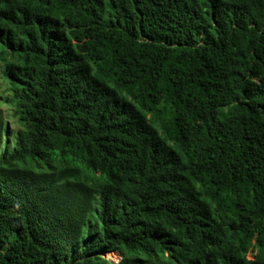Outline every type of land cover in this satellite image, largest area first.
I'll use <instances>...</instances> for the list:
<instances>
[{"label":"trees","instance_id":"obj_1","mask_svg":"<svg viewBox=\"0 0 264 264\" xmlns=\"http://www.w3.org/2000/svg\"><path fill=\"white\" fill-rule=\"evenodd\" d=\"M0 68V264H264V0H0Z\"/></svg>","mask_w":264,"mask_h":264},{"label":"rangeland","instance_id":"obj_2","mask_svg":"<svg viewBox=\"0 0 264 264\" xmlns=\"http://www.w3.org/2000/svg\"><path fill=\"white\" fill-rule=\"evenodd\" d=\"M1 73L2 70L0 68V120L3 127H6L10 133H14L19 129V126L16 121L11 117L10 108L3 102V99H5V97L7 96L5 95L6 85ZM104 256L106 257L107 261L111 263L114 262L113 259L115 256L105 254Z\"/></svg>","mask_w":264,"mask_h":264},{"label":"built area","instance_id":"obj_3","mask_svg":"<svg viewBox=\"0 0 264 264\" xmlns=\"http://www.w3.org/2000/svg\"><path fill=\"white\" fill-rule=\"evenodd\" d=\"M107 255H110V254H107ZM112 256H115L114 259H113L114 262H112V263H114V264L118 263L120 258L117 255H114V254H112ZM248 259L251 260L252 259V255H249Z\"/></svg>","mask_w":264,"mask_h":264},{"label":"clouds","instance_id":"obj_4","mask_svg":"<svg viewBox=\"0 0 264 264\" xmlns=\"http://www.w3.org/2000/svg\"><path fill=\"white\" fill-rule=\"evenodd\" d=\"M115 255V254H114Z\"/></svg>","mask_w":264,"mask_h":264}]
</instances>
